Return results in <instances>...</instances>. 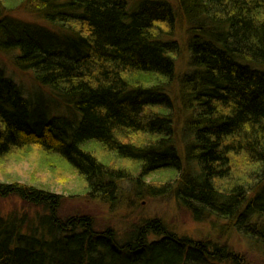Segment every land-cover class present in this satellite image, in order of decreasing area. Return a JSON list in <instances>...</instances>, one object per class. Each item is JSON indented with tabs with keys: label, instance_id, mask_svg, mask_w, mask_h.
Masks as SVG:
<instances>
[{
	"label": "trees",
	"instance_id": "16d2710c",
	"mask_svg": "<svg viewBox=\"0 0 264 264\" xmlns=\"http://www.w3.org/2000/svg\"><path fill=\"white\" fill-rule=\"evenodd\" d=\"M14 1L0 5V52L17 54L82 121L40 119L0 70V158L57 153L93 198L113 203L131 182L264 247V0ZM18 4L45 25L14 19ZM157 174L166 180L146 181ZM12 197L43 213L0 218V264H249L160 219L123 242L90 214L62 217L51 192L1 183L0 198Z\"/></svg>",
	"mask_w": 264,
	"mask_h": 264
},
{
	"label": "rangeland",
	"instance_id": "374dc122",
	"mask_svg": "<svg viewBox=\"0 0 264 264\" xmlns=\"http://www.w3.org/2000/svg\"><path fill=\"white\" fill-rule=\"evenodd\" d=\"M140 1L130 0L131 9L136 8ZM165 1L174 5L176 0ZM14 2V0H0V5L12 8ZM18 6L20 4L7 13L22 22L45 25L40 17L26 10L25 5ZM16 55L0 52V70L5 78L21 88L31 107L37 109V111L34 109L37 117L41 119L45 114L44 117L49 122L64 121L73 129L78 126L82 116L75 107L69 105L53 89L39 84L31 71L21 70L15 64ZM178 132L182 134L180 129ZM101 149L97 147L95 149L98 156H102ZM40 150L34 146L27 148L25 152L0 158V184L35 186L37 189L63 197V207L60 212L62 217L77 213L90 214L97 229L111 227L123 242L130 240L132 228L141 226L149 220L160 219L173 235L181 239L194 242L209 239L216 246H230L235 254L246 259L249 264H264V247L240 232L232 230L226 221L213 216H206L201 221L195 220L190 211L182 207L174 196L150 197L145 191L140 193L131 182L119 184L120 191L114 196L113 203L99 197L93 198L87 193L85 180L77 175L65 159L57 153L49 154ZM165 180L164 176L157 174L146 181L158 184ZM13 212L19 215L27 213L31 221L43 213L41 208L28 206L17 197L0 198V218L7 219L13 216ZM219 263L208 261L205 264Z\"/></svg>",
	"mask_w": 264,
	"mask_h": 264
}]
</instances>
